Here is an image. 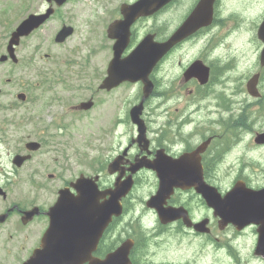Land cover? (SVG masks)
<instances>
[{
  "label": "flooded vegetation",
  "instance_id": "1",
  "mask_svg": "<svg viewBox=\"0 0 264 264\" xmlns=\"http://www.w3.org/2000/svg\"><path fill=\"white\" fill-rule=\"evenodd\" d=\"M72 27V33L62 43L55 42L56 46H63L75 34L76 28ZM57 31L51 35V40ZM34 34L27 37L28 41H33L29 54L22 55L28 52V46L22 47V43L15 48L17 63L13 64L10 58L0 61V74L4 65L19 71L18 66L24 63L25 69H29V74L14 78L12 93H6L5 89L10 80L4 82L0 75V131L6 127L4 122L9 124L14 131V141L20 146L17 153L29 157L11 176L0 177V264H22L27 260L40 245L49 224L47 213L59 191L76 195L73 183L81 176L95 175L99 176L100 191L113 189L116 179L124 181L129 177L133 186L120 201V216L113 217L104 229L92 253L93 259L101 260L123 242H128L130 264H200L196 259L200 255L194 254L199 242L211 248L210 255L222 257L217 264H264L262 254L254 251L257 240L254 225L237 232L231 223L223 224L194 188L176 189L166 204L182 206L194 223L206 219L208 234L187 229L180 219L161 224L155 211L146 209L142 205L143 198L138 199L135 194L141 184L148 182L146 179L152 180L153 190L149 194L154 193L157 188L155 168L162 169L167 176L172 170L177 173L179 168L175 162L171 165V161L196 150L199 154L194 162L198 171L194 173L199 172L205 184L221 195L236 183L254 190L262 189L264 143L255 142V138L264 133V123H260L257 116L264 112V67L258 68L257 73L260 96L252 98L246 90L250 71L238 72L237 45L213 44L204 55L198 53L192 59L208 68L206 81L202 83L199 74L188 82L179 78L183 89L190 86L186 93L191 105L180 110V107L166 105L179 101L173 93L176 81H156L155 76L178 47L172 48L150 76L154 85L150 97L158 98L159 106L148 110L150 97L144 103L141 119L146 137L138 142L137 128L130 119L132 98L124 97L119 106L116 100L117 89L131 84L100 89L110 59L100 64L98 59L53 58L47 53L41 56L38 52L44 48V40L34 38ZM147 34L153 35L155 42L163 43L171 33L164 32L161 25L149 27L148 20L139 19L131 27L127 48H132ZM92 38L97 39V53L103 47L111 54L113 40L99 35ZM260 53L259 46L258 58ZM4 54V44L0 42V57ZM168 86L171 93L165 90ZM88 101L90 108H81V104ZM86 129L94 131V140L98 142L91 174L82 152ZM28 142L37 143L39 148L28 152L25 147ZM110 163L114 173L104 177L103 171ZM134 200L138 201L141 213L134 210ZM145 214L153 218L150 227L141 223ZM216 230L231 235L220 239ZM246 235L250 238V247L238 248V238L244 245ZM171 249L183 254H168Z\"/></svg>",
  "mask_w": 264,
  "mask_h": 264
},
{
  "label": "water",
  "instance_id": "2",
  "mask_svg": "<svg viewBox=\"0 0 264 264\" xmlns=\"http://www.w3.org/2000/svg\"><path fill=\"white\" fill-rule=\"evenodd\" d=\"M53 1L60 4L64 0ZM166 2L168 0H139L130 7V19L134 13H137L136 15L151 14ZM213 2L214 0H201L195 11L176 31L172 39L164 45L153 43L151 38L147 37L123 59H120V54L126 41H118L113 47L114 58L108 68L109 77L105 82H108L109 78L114 82L113 85L124 80L141 81L144 86L142 101L132 111L135 123H141L138 115L142 102L151 92L152 86L148 81L151 70L172 43L181 40L197 27L210 23ZM45 17L30 16L23 21L12 34L10 44L17 43L20 36L26 35L37 27ZM67 31L68 29L62 30L58 34V39L64 37ZM258 37L264 42V21L259 27ZM261 60L264 61V49ZM263 138L264 135H260L256 140L262 141ZM176 164L179 171L168 176L162 169H159L158 191L146 203L147 207L155 208L158 211L161 222L166 223L181 216L179 211L171 208L161 211L162 203H165V199L173 189L194 187L207 205L214 210L215 215L222 219L223 224L233 223L238 229L250 223L257 224L259 238L256 252L264 255V190L253 193L238 187L221 198L214 189L208 188L203 183L199 172L194 173L195 170L198 171L197 163L189 158H181ZM83 187H85L84 191H79V197L75 199L60 195L52 209L50 226L42 240V249L33 254L27 264H81L87 260L90 264H126L127 247L119 248L99 263L91 261V253L112 215H118L120 209L118 200L125 195L130 185L119 187L116 194L113 193L105 203H97L98 193H91L90 181H84L81 184V188ZM201 226L203 225L201 224ZM194 228L198 229L196 226Z\"/></svg>",
  "mask_w": 264,
  "mask_h": 264
},
{
  "label": "rangeland",
  "instance_id": "3",
  "mask_svg": "<svg viewBox=\"0 0 264 264\" xmlns=\"http://www.w3.org/2000/svg\"><path fill=\"white\" fill-rule=\"evenodd\" d=\"M26 1H28V5ZM118 1L119 0H98L97 2H94L92 0H78L76 1L77 3H68L46 24V26L42 28L41 31L38 32L36 38L39 37L40 39L44 40V45L46 46H44V48L40 52H38V54L41 56H44L45 53L51 54L53 58L98 59L99 63L103 64L102 61L108 58V50H105L103 47H101L100 51L97 53V39L92 38V33L98 26L97 22L103 19L104 15L101 14V10L111 9ZM191 2L192 0H179L178 3H175L174 6L166 10V12L160 17L161 22L164 21L166 25L170 26L167 31L171 30L173 26L177 25L182 20V16L190 6ZM43 3V0H0V12L7 14V12L18 9H21L22 12L25 10L23 14L21 12L17 14V17H21L22 15H26L24 14L26 12L41 9L43 7ZM24 7H26V9H24ZM218 10L220 11L221 16L228 18L230 16L231 18L236 17L234 23H238V25L245 30L252 29L253 31L257 28L258 24L264 17V0H220ZM83 14L86 15V18H82ZM60 23L72 24L76 28V31L75 34L69 40H67L63 46H56L53 43V40L50 39V37ZM227 23L229 24V22ZM228 24L222 25L220 30H226L227 28H229L230 26ZM215 31L216 30L214 29L212 32ZM0 34H3V32H1ZM6 34L7 29L4 30V35L2 37L4 38ZM247 37L253 38L254 41H251L250 44L246 45L242 43V46L236 44L238 48L236 52L242 55L237 61L239 73L244 72L247 69L251 72H255L257 70L256 55L258 53L259 42L255 39L253 33L250 36L247 35ZM32 44L33 41L24 42V45L22 47L27 45L28 48L26 49L28 52L22 55L25 56L30 53ZM192 44H186L178 52L174 53L170 60L164 65V67H162L160 72L158 71L155 74L156 81H160L161 79H163L166 83L176 81L173 93L177 94V96L179 97V101L174 100V102L166 103V105L180 107V110L183 107L191 106L189 104V96L186 93L190 89V86L186 85L184 89L181 87L179 77H181L180 74L182 71L180 72V70L181 68H183V66L189 64V61L193 56H196L199 53L200 49L204 46V41L201 40L197 41L195 45ZM24 65V63H21L18 66L19 71L16 69H8L6 65L3 66V73L0 75L2 76L4 82H7V79L10 80L5 86L6 93L13 92L14 78L17 79L18 75L29 74V69H25ZM137 90V86L121 87L117 89V106H119L120 101L121 103H123L124 97H127L129 99L132 98V100L135 99ZM165 90L171 93L170 86L166 87ZM158 103V98L150 100L148 103V110L158 106ZM257 116L259 117L260 123H264V112L257 113ZM4 124L6 126L4 128V131H0V169L2 171V167L9 168L8 155L15 152L14 150L18 148L16 142H14L13 129L9 127V124L5 122ZM93 133L94 131L88 129L84 131V145L82 148V152L85 156L86 167L89 158L95 155V147H97L98 145V142L94 140ZM261 160H264L263 156L261 157ZM147 181L149 184L142 185L135 193L140 198H144L152 189V180L147 179ZM133 203L134 210L137 213H141L142 209L138 201L134 200ZM142 222L144 224H151L153 222V218L150 215L145 214L142 216ZM215 233L220 239H224L227 234L231 235L229 232L222 233L218 230H216ZM244 238V245L240 241V238H238V248L240 249L242 247L249 248L251 245L250 238H248L247 235ZM171 250L172 252L170 253H168L167 251L163 252H167L168 254H175V256H177V254L179 253L177 252V250ZM190 250L191 249H189L188 251ZM210 250L211 248L198 242L194 248V254L200 255V257H196L197 262H200V264L203 262H205L203 264H217L216 262L220 260L222 261L221 256L210 255ZM206 251H208L209 253H207ZM205 255H207L206 258L209 257L207 261H205ZM166 258L170 259L167 256Z\"/></svg>",
  "mask_w": 264,
  "mask_h": 264
}]
</instances>
